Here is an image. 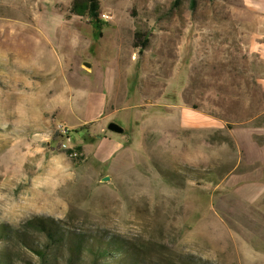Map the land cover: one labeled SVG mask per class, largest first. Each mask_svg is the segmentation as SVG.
<instances>
[{"label": "rangeland", "instance_id": "374dc122", "mask_svg": "<svg viewBox=\"0 0 264 264\" xmlns=\"http://www.w3.org/2000/svg\"><path fill=\"white\" fill-rule=\"evenodd\" d=\"M99 1L97 37L73 0H0V264H264L235 194L264 216V0ZM105 60L114 165L76 90Z\"/></svg>", "mask_w": 264, "mask_h": 264}, {"label": "crops", "instance_id": "0c3cea01", "mask_svg": "<svg viewBox=\"0 0 264 264\" xmlns=\"http://www.w3.org/2000/svg\"><path fill=\"white\" fill-rule=\"evenodd\" d=\"M255 15L264 17V14L260 12H255ZM55 22L57 24H62L63 22L69 23L63 15L57 14ZM52 38V36H51ZM75 45H67V47H74ZM115 61L103 63L105 65V71L102 75H97L93 73V69L89 68L88 71L82 69V74H77V77L84 83L81 88L76 87V90L80 93L81 97H86L88 101L89 113H96L98 116L89 118L87 121L91 123H98L100 128H107L110 126L113 127L115 131L108 133L105 136L99 138L97 156L101 158L102 161L106 163H111L114 165L117 161L125 155V135L121 126H117L114 123L116 118L113 117V111L111 112L108 109V94L113 91L117 85V75L116 74H107V68L112 66ZM89 64V63H88ZM112 64V65H111ZM76 77V76H75ZM97 82L98 86L94 87L92 83ZM91 98V99H90ZM90 99V100H89ZM124 110L126 108L124 107ZM119 111H121L119 109Z\"/></svg>", "mask_w": 264, "mask_h": 264}, {"label": "bare ground", "instance_id": "6f19581e", "mask_svg": "<svg viewBox=\"0 0 264 264\" xmlns=\"http://www.w3.org/2000/svg\"><path fill=\"white\" fill-rule=\"evenodd\" d=\"M20 59H21L20 55L15 60L10 59V66L12 65L11 67L14 68L13 64L15 63V61H16L15 64H18ZM262 187H263V184H258V185H250L249 184V185H246V187L241 188L239 191H236V193H235L236 196L238 197L239 201L241 202V204L243 206H245L244 211L242 213H244V217L246 219V222H248V224L251 225L252 227H258V224H260L259 220L264 218V216L260 213V202H259V200L254 202V204H251V203L245 202L244 198L249 199L253 195L258 194ZM249 205H252V207H254V205H257L256 208L254 207L255 212L250 211ZM225 223H226L228 228H231L233 226L232 221H230L229 219H226ZM229 232L231 234V238H235L234 231L229 230Z\"/></svg>", "mask_w": 264, "mask_h": 264}, {"label": "trees", "instance_id": "16d2710c", "mask_svg": "<svg viewBox=\"0 0 264 264\" xmlns=\"http://www.w3.org/2000/svg\"><path fill=\"white\" fill-rule=\"evenodd\" d=\"M183 0H175L173 7L178 8ZM198 0H192V7L197 6ZM71 13L75 16L90 17L93 22L94 35L100 36L103 26L100 24V1L99 0H73ZM82 150V149H79ZM72 152V151H70Z\"/></svg>", "mask_w": 264, "mask_h": 264}, {"label": "built area", "instance_id": "2783aa9c", "mask_svg": "<svg viewBox=\"0 0 264 264\" xmlns=\"http://www.w3.org/2000/svg\"><path fill=\"white\" fill-rule=\"evenodd\" d=\"M104 18L107 19V20L109 19V17L106 16V15H104ZM64 147L68 150V152L72 151V152H71V155H72L73 157H75V158L82 157V155H83L82 153L77 152L75 149H69V148L67 147V145H65Z\"/></svg>", "mask_w": 264, "mask_h": 264}]
</instances>
